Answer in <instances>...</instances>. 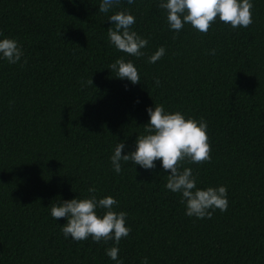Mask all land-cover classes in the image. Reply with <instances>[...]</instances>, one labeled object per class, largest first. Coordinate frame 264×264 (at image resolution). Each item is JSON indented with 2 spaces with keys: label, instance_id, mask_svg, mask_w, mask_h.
<instances>
[{
  "label": "trees",
  "instance_id": "obj_1",
  "mask_svg": "<svg viewBox=\"0 0 264 264\" xmlns=\"http://www.w3.org/2000/svg\"><path fill=\"white\" fill-rule=\"evenodd\" d=\"M251 2L249 27L217 18L204 34L190 24L172 30L160 0H120L108 13L101 0H0V39L24 54L16 64L0 54V264H117L106 254L114 240L66 238V218L51 215L90 187L127 213L123 264H264V0ZM120 10L148 40L141 57L108 38V16ZM160 46L165 54L149 63ZM120 57L139 83L116 77L110 65ZM156 104L207 122L210 161L180 170L192 168L199 189L226 186V211L187 216L159 160L113 170L116 144L134 151Z\"/></svg>",
  "mask_w": 264,
  "mask_h": 264
},
{
  "label": "clouds",
  "instance_id": "obj_2",
  "mask_svg": "<svg viewBox=\"0 0 264 264\" xmlns=\"http://www.w3.org/2000/svg\"><path fill=\"white\" fill-rule=\"evenodd\" d=\"M135 0H127L129 5ZM120 0H101L100 13H108L119 5ZM167 12V21L170 28L179 32L185 24H190L197 31L206 34L217 18L232 28L249 27L252 20L253 4L251 0H160L158 5ZM114 27L108 28V38L115 48L130 56L141 57L142 49L148 45V40L142 38L132 30L135 17L128 11L120 10L108 16ZM0 54L10 64H16L24 55L17 40L13 38L0 39ZM165 48L160 46L148 57L149 63H155L163 57ZM215 55V50H211ZM27 63V58L24 59ZM23 67V64H21ZM117 73L116 77L127 79L132 84L141 81L139 72L131 60L117 58L110 65ZM87 83L92 85L90 79ZM159 86V80L156 81ZM149 121L144 125V134L137 136L134 151L122 154L125 148L123 142L116 144L111 163L113 170L119 174L122 171V162H131L144 169L155 168V161L161 162L162 168L169 172L165 187L173 193L181 194V202L185 204V214L199 219H211L214 211L227 210L226 186L197 188V179L190 167L181 164H201L210 161L211 146L208 142L207 122L185 116L179 112H167L163 105L156 104L147 108ZM89 197L63 200L51 206V215L56 220L66 218L62 232L64 236L76 241L87 240L89 237L96 243L114 240L115 245L106 249V254L117 264L119 260V243L130 233L126 226L127 213L114 211L118 201L112 196L97 199V189L90 187ZM104 209L103 215L97 214V209ZM141 264H148L143 258Z\"/></svg>",
  "mask_w": 264,
  "mask_h": 264
}]
</instances>
